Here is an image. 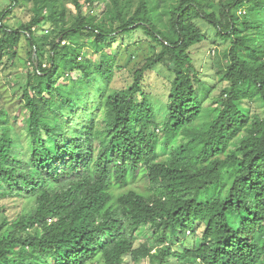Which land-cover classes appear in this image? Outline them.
I'll return each mask as SVG.
<instances>
[{"label": "trees", "instance_id": "obj_1", "mask_svg": "<svg viewBox=\"0 0 264 264\" xmlns=\"http://www.w3.org/2000/svg\"><path fill=\"white\" fill-rule=\"evenodd\" d=\"M72 3L76 15L41 0L22 30L0 19V61L16 54L23 35L32 49L21 93L23 139L0 118V202L35 200L28 215L0 224V264H88L98 254L103 264L144 254L157 264H264V0H175L165 24L151 0L134 11L114 0L110 25L84 14L81 0ZM45 19L61 28L46 65L35 32ZM200 22L229 46L226 85L211 119L196 126L203 81L192 73L190 48L207 39ZM85 31L100 62L83 59ZM138 31L161 50L135 70L129 87L109 91L118 57L106 54L109 39ZM158 64L173 75L162 137L144 85ZM67 71L78 72L69 85L59 79ZM92 101L86 122H78L77 110ZM254 102L263 109L252 116L245 110ZM226 169L234 171L229 182ZM136 179L147 180L145 191L114 192ZM140 227L153 247H135ZM200 227L199 245L175 247Z\"/></svg>", "mask_w": 264, "mask_h": 264}, {"label": "rangeland", "instance_id": "obj_2", "mask_svg": "<svg viewBox=\"0 0 264 264\" xmlns=\"http://www.w3.org/2000/svg\"><path fill=\"white\" fill-rule=\"evenodd\" d=\"M41 0H21L20 4H15L14 0H0V19L4 18L3 22L13 29H23L24 26L29 23L35 17V8ZM60 7H65L69 13L76 15V10L72 0H57ZM93 2L91 6L90 2L81 0L83 13L86 15L95 16L97 22H104L107 25L111 24V16L114 14V0H88ZM140 0H120L122 6H127L130 11H134L138 6ZM175 0H151V6H156L157 13L160 16L161 24H165L168 21L167 13L169 6ZM216 3L219 0H214ZM70 21L72 17H67ZM202 30L205 32L207 39L190 48V52L193 58L195 76L203 81L201 84L200 93L204 96L203 101V114L200 120L196 122V126H201L207 123L211 119V110L215 106L217 98L220 96L223 88L226 85L224 82V75L226 67L228 65L225 59V51L227 50L229 43L224 42L216 31L206 25L205 23H199ZM70 26L68 22L67 27ZM61 31V28L52 27L50 23L45 19L44 23L35 30L39 46L41 49V60L44 65L50 63L51 56V42ZM88 32H84V36L80 39V43L83 45V59L90 57L95 61H101V54H98L92 48V42L94 36H88ZM66 42H63L65 44ZM110 45L106 48L105 52L108 55L118 54L114 63V77L109 82V91L126 89L133 83V74L136 69L142 67L146 61L156 55L161 48L151 43L144 32L138 31L132 33L130 36H116L114 39H109ZM31 45L23 35L16 54L6 55L0 61V118L6 117L9 123L14 129V135L17 139L22 140L24 137L23 127L25 125V116L20 111L21 107V93L23 85L26 81L29 71H32L31 63ZM77 78L78 72L70 74L69 71L62 73L60 76V83L66 85L70 84V78ZM173 75L168 70L166 64H158L145 75L144 85L145 90L148 93L152 102L153 108L156 112V117L160 123V131H158L159 137L163 136V122L167 114V99L170 93L171 83ZM138 101L142 100V96H137ZM95 101H92L87 108L79 109L80 113L78 122L85 123L86 116L85 110L91 108ZM261 103L254 102L249 109L245 112L249 115L255 116L262 112ZM75 119V116L71 117V121ZM45 138L48 140L50 147L54 146V142L51 138ZM179 140V139H177ZM160 146V143H159ZM158 153H162V149L158 147ZM234 171L232 169H226L224 171L225 179L230 181ZM148 187L147 180L136 179L131 181L125 188H116L114 192L116 194L124 192L129 189L137 191H145ZM0 205H4L5 210L0 212V224L4 219L10 221H16L19 217L28 215L35 207V200L30 198H9L3 199ZM203 227L198 228L197 233H188L185 240L181 245H176L178 250H184L186 248H192L201 243ZM30 229L29 232H33ZM107 239V237H106ZM135 247L143 248L146 244L150 247L155 245V239L146 227H140L134 233ZM155 252V251H154ZM158 259L144 254L138 260H135L132 256L127 255L123 264H157ZM88 264H103V258L101 254H98L91 259Z\"/></svg>", "mask_w": 264, "mask_h": 264}]
</instances>
